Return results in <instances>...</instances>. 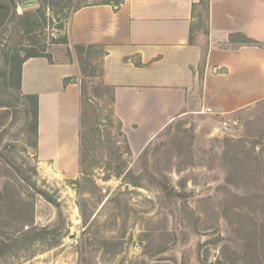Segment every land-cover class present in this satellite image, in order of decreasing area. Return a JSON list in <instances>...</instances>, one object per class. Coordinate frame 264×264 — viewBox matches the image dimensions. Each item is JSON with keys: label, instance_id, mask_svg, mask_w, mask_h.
<instances>
[{"label": "rangeland", "instance_id": "rangeland-1", "mask_svg": "<svg viewBox=\"0 0 264 264\" xmlns=\"http://www.w3.org/2000/svg\"><path fill=\"white\" fill-rule=\"evenodd\" d=\"M122 1L0 0V264H264V100L226 118L181 117L133 150L100 51L74 49L79 166L40 163L31 104L9 71L29 54L67 60L73 12Z\"/></svg>", "mask_w": 264, "mask_h": 264}, {"label": "crops", "instance_id": "crops-1", "mask_svg": "<svg viewBox=\"0 0 264 264\" xmlns=\"http://www.w3.org/2000/svg\"><path fill=\"white\" fill-rule=\"evenodd\" d=\"M199 2L82 6L69 20L70 58L23 62L20 91L37 97L41 164L65 174L79 166L82 93L76 46L102 52L101 81L112 92L113 116L133 150L181 117L226 118L264 100V0H208L203 33L195 28Z\"/></svg>", "mask_w": 264, "mask_h": 264}, {"label": "trees", "instance_id": "trees-1", "mask_svg": "<svg viewBox=\"0 0 264 264\" xmlns=\"http://www.w3.org/2000/svg\"><path fill=\"white\" fill-rule=\"evenodd\" d=\"M120 3L119 2L117 5L118 6ZM198 7L204 8L205 11V27L207 24V14H208V0H200ZM15 14V11H14ZM197 18H200V15H197ZM206 29V28H205ZM66 40V39H65ZM251 45L254 46H260L257 43L253 42V41H248ZM76 51H83V50H92L95 49L93 47H81V46H76L74 47ZM97 50V49H96ZM100 51V50H99ZM100 56H102V52L100 51ZM34 57H46L47 59H51L49 56H42V55H38V54H29L26 55L24 58L21 59H17V65L15 68H12L9 71V76L8 78L10 79V81L12 82V84H14V88L16 90V92L22 97V99H24L25 101H28L31 104L32 107V118H33V130H34V134H35V147H36V140H37V122H38V118H37V97L36 96H26L23 95L20 91V82H21V66L23 64V62L29 58H34ZM14 62V61H13ZM68 82V80L65 81V83ZM82 93V91H81Z\"/></svg>", "mask_w": 264, "mask_h": 264}, {"label": "water", "instance_id": "water-1", "mask_svg": "<svg viewBox=\"0 0 264 264\" xmlns=\"http://www.w3.org/2000/svg\"><path fill=\"white\" fill-rule=\"evenodd\" d=\"M30 4H33V2L24 3L23 6H27V5H30Z\"/></svg>", "mask_w": 264, "mask_h": 264}]
</instances>
